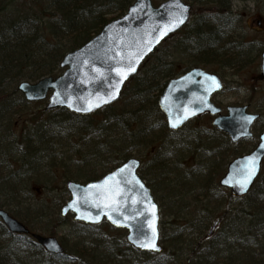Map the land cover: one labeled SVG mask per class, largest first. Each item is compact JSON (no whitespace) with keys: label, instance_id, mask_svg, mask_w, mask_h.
Listing matches in <instances>:
<instances>
[{"label":"trees","instance_id":"trees-1","mask_svg":"<svg viewBox=\"0 0 264 264\" xmlns=\"http://www.w3.org/2000/svg\"><path fill=\"white\" fill-rule=\"evenodd\" d=\"M133 1L0 0V149L3 160L8 159L0 175V208L14 216L9 206L26 202L34 185L61 190L59 208L68 199L65 181H93L138 155L143 162L138 173L160 204L161 215L169 219L160 224L164 254L133 249L123 240V230L106 223L93 227L56 219V209L40 202L41 210L37 207L40 211L32 217L56 221L54 228L38 229L60 234L65 253L50 254L27 236L11 238L0 223L3 236L11 239L3 247L0 244V264H264L262 173L241 199L232 198L218 185L229 157L248 151L249 146L233 151L227 136L216 131L207 116L171 132L156 105L165 80L178 72L175 63L172 66L163 57L171 51L163 54L159 48L125 85L121 101L98 114L44 111L40 102L29 103L17 91L23 80L57 74L65 52L87 42ZM229 2L192 0L197 13L184 31L175 34L178 51L189 54L192 65L238 72L254 62L251 43L230 27L232 20L225 13ZM10 122L15 124L14 138L4 128ZM16 163L21 169L15 173ZM27 176L32 179L25 181ZM24 184H28V197L16 192ZM210 198L218 203L220 214L202 222L196 211ZM20 221L35 229L30 221ZM65 221L67 232L57 228ZM215 221L214 235H206ZM166 229L173 230L171 237ZM184 247L188 249L181 253ZM215 247L224 252L219 262Z\"/></svg>","mask_w":264,"mask_h":264},{"label":"water","instance_id":"water-1","mask_svg":"<svg viewBox=\"0 0 264 264\" xmlns=\"http://www.w3.org/2000/svg\"><path fill=\"white\" fill-rule=\"evenodd\" d=\"M189 11V6L180 0H168L156 8L151 0H136L125 15L107 23L84 46L65 54L60 67L67 68L61 75L45 77L34 84L24 81L18 89L29 101L44 99L52 90L48 109L59 106L77 114L95 112L119 99L125 81L137 72L143 59L163 38L187 22ZM261 59L264 77V51ZM221 87L219 77L199 68L170 80L159 99L168 127L177 130L204 112L219 115L220 109L210 99ZM227 110L228 115L220 114L213 125L224 131L231 142L253 137L250 127L259 115L247 114L243 106ZM263 159L264 132L254 150L228 164L219 185L230 190L233 197H244L255 183ZM139 164L136 159H129L99 180L85 185L67 183L71 200L63 206V214L73 210L75 219L93 224L106 217L115 227L128 229L127 239L137 249L161 252L158 205L136 173ZM246 177L249 182L245 184ZM0 219L9 232L28 233L20 221L1 209ZM34 237L48 252L63 253L54 238L36 234ZM146 244L149 246H142Z\"/></svg>","mask_w":264,"mask_h":264},{"label":"rangeland","instance_id":"rangeland-1","mask_svg":"<svg viewBox=\"0 0 264 264\" xmlns=\"http://www.w3.org/2000/svg\"><path fill=\"white\" fill-rule=\"evenodd\" d=\"M186 1L192 2V0H186ZM155 3L157 4L159 2H155ZM228 6L232 8L233 14L240 16V21L238 23V26L241 28L238 31L244 35V38H246L248 42L251 43V46L249 47L250 50L254 48V52L252 56H255L254 57L255 60L253 63L249 65V67H247L246 69L240 70L238 72L230 68L228 70L222 67L216 68L217 70L220 71L221 75L224 74L222 78H223V81L225 82V90L221 92L217 97L214 98V102L218 104L219 106L221 105L223 108L230 106V105H238V106L248 105L249 112L261 113V118L258 120V123H257L259 125L257 132H259L264 129V79L261 80L258 77L260 73V70L258 67L260 59H258L257 55L264 42V0H234L232 2H229ZM259 18L261 19L262 28L260 30H257L256 29L257 20H259ZM176 42H177L176 39L171 40V42H164L160 48L163 54L167 50L172 52L171 54H165L163 57H165V60L168 63H171L172 66H174V63H175L176 68L180 70V69L185 68V66L187 65L190 66L191 62H190L189 54L178 51V48L175 45ZM250 53L251 51L247 53L249 57H250ZM156 54H157V51L156 53H154V55ZM97 118L100 119V116H98ZM14 125L15 124H12L10 122V124H6L4 126V128L6 129V134L12 135V138H14V136L17 133L16 132L15 134H11L13 131ZM18 128L19 127L17 126V130ZM251 144L252 143L249 144L247 143V141H243V143L241 144L232 145L233 151H240L243 148H246L248 146L250 147ZM3 154L5 153L1 152V149H0V166L2 168L0 169V175L4 173L3 161L8 160V159L3 160L4 158L2 156ZM234 156L236 155L233 154V156H230L228 161L232 160ZM261 167H262V175H261L262 179L260 180V186L263 185L262 187H264V163H262ZM224 168H226V165ZM19 169H21V167L18 165V163L14 164L13 171L16 173L17 170ZM225 171L226 170H224V172ZM28 179H32V177L27 176L24 180L27 181ZM17 188L20 189L21 191L17 190L16 192H19L22 197H28V195H31L30 191L29 190L27 191L28 184H24L23 186H20ZM30 188H31L32 196L29 197L26 202L24 203L20 202V204L18 203L17 205L9 206L8 209L11 212L15 213L14 216L17 219L19 220L24 219L28 222L30 221L33 227L37 229V230L34 229L36 232L46 233L42 229L43 228H47V229L54 228L56 225V221L53 219L46 220L44 218H39V219L37 217L34 218L32 217V214H34V212L41 210L42 206L40 205V202H43V206H44V203H47L46 208L53 207L59 213L60 209L57 208V205H58L57 200L61 199V190L55 189V191L54 190L48 191L42 187H39L40 189H38L36 188L35 185L31 186ZM223 190L225 189H221V191ZM261 191H264V189H262ZM223 194L224 192L218 193V195H223ZM203 205H202L203 207H201L200 209L196 211V217L202 222H208L209 220L210 221L214 220V218L220 214L217 208L218 203L217 202L215 203L214 199L213 200H211V198L207 199L206 205L205 203H203ZM37 207L40 210H37ZM202 208L205 210H202ZM55 218L56 219L58 218L57 215ZM40 226H42V229L39 230L38 228ZM68 229H69V223L65 221L61 230L64 232H67L69 231ZM169 233H170V230L166 229L165 234H169ZM9 235L11 238L15 237V235L14 236H11V234ZM10 237L9 238L4 237L3 233L0 231V244L2 245V247L4 245H7L8 241H11ZM1 238L3 239L1 240Z\"/></svg>","mask_w":264,"mask_h":264},{"label":"bare ground","instance_id":"bare-ground-1","mask_svg":"<svg viewBox=\"0 0 264 264\" xmlns=\"http://www.w3.org/2000/svg\"><path fill=\"white\" fill-rule=\"evenodd\" d=\"M229 1H231V0H229ZM191 201V200H190ZM214 206H215V204H214ZM238 241V240H237ZM182 245H183V243L181 244V245H178L177 247H178V249H180V248H182ZM186 249H188V248H186V247H184V249L181 251V253H183V251H185ZM215 249H216V247H215ZM180 253V252H179ZM180 253V254H181ZM215 253H217L218 254V262H219V260H221V258H223L224 256H223V254H224V252L222 251V249H216L215 250V252H214V256H215ZM195 256H197V255H194V257ZM220 256V257H219ZM217 257V256H216ZM218 264H223V262H219Z\"/></svg>","mask_w":264,"mask_h":264},{"label":"snow or ice","instance_id":"snow-or-ice-1","mask_svg":"<svg viewBox=\"0 0 264 264\" xmlns=\"http://www.w3.org/2000/svg\"><path fill=\"white\" fill-rule=\"evenodd\" d=\"M180 22H182V21H180ZM133 70H134V69H133ZM253 171H254V169H253ZM249 175H250V174H249ZM248 182H249V178L246 177L244 183L246 184V183H248ZM242 187H243V185H242ZM142 246H144V247H148L149 245L146 244V245H142ZM151 246H152V247H155L154 244H152Z\"/></svg>","mask_w":264,"mask_h":264}]
</instances>
